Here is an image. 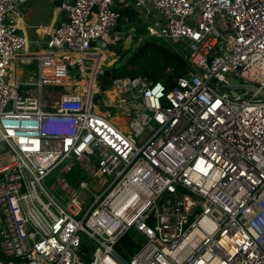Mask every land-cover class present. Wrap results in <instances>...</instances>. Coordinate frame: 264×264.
Segmentation results:
<instances>
[{
  "label": "built area",
  "instance_id": "2783aa9c",
  "mask_svg": "<svg viewBox=\"0 0 264 264\" xmlns=\"http://www.w3.org/2000/svg\"><path fill=\"white\" fill-rule=\"evenodd\" d=\"M25 1L0 0V264H264V0H67L27 56ZM129 9L187 63L172 85L101 89Z\"/></svg>",
  "mask_w": 264,
  "mask_h": 264
},
{
  "label": "crops",
  "instance_id": "0c3cea01",
  "mask_svg": "<svg viewBox=\"0 0 264 264\" xmlns=\"http://www.w3.org/2000/svg\"><path fill=\"white\" fill-rule=\"evenodd\" d=\"M29 1H32V0H26L25 1V3L23 4V7H22V11L25 10V12H27L28 9L31 10V11H36L37 8H39V6L41 5L40 4L41 0H39L37 2V4L29 3ZM53 1H54L53 10H51L50 6H47V10L39 16V22L40 23L38 25H36V26H29L28 23H27L26 17L22 14L21 21H20L21 22V26H22L21 32L23 34H25L27 39H28V45H27V48L25 49V52H24L25 56L31 55L32 53H36V52H39L40 50H43L44 47H45V42H46V40L49 39V37H50L51 33L53 32L54 28L56 26H58L64 20L65 13L62 11L61 7H62V4L65 3L67 0H63L61 5L58 4V0H53ZM127 1L128 2H132L133 0H127ZM127 11H131L130 14L135 15V21L132 22L131 18H130V24H127V23H124V22H120L119 25L120 26L129 25L131 28L132 27L135 28V31H136L137 24L138 23H142V22L139 21L136 18V14H135V12L132 9H129ZM132 11H133V13H132ZM129 17H131V16H129ZM32 29H34L33 32L36 35L34 37V39L32 38ZM135 31H133V32H131V31L130 32H123L121 30V31H118V32L116 31V33H117V36L120 38V42L122 41V39L124 37H127L128 40H129L128 43L130 42V44H131V42L133 41V38L137 39V36L134 34ZM116 46L118 47V44ZM24 55H23V57H24ZM105 61H106L105 62V64H106L105 69L106 68L108 69L116 61V57L115 56L112 57V61L113 62H110L111 64L109 63L108 59L105 60ZM33 64H35V62H33ZM31 66H34V65H26V64H21V63L18 62L17 69H16L17 78L21 80L22 78H25L28 73L31 74L32 71L33 72L36 71L35 70L36 68L35 69H30ZM69 74L70 75L68 76V78H69L68 82L70 83V86L72 84L71 87H73V86L79 87V86L82 85L81 83H79V82H82V81L74 79V72H70ZM70 86L69 87H65L66 89H64L63 87H56V88L47 87V89L49 91H52L53 89L57 90L59 88H63L64 90L57 91L58 94H61V93L67 92V88L71 89Z\"/></svg>",
  "mask_w": 264,
  "mask_h": 264
},
{
  "label": "trees",
  "instance_id": "16d2710c",
  "mask_svg": "<svg viewBox=\"0 0 264 264\" xmlns=\"http://www.w3.org/2000/svg\"><path fill=\"white\" fill-rule=\"evenodd\" d=\"M125 13L131 16L132 22L135 21V15L130 14L131 11ZM131 54L128 64L135 68L131 77L142 75L154 81L164 80L172 85L166 75L167 69H172L174 75H184L188 70L184 58L161 40H154L147 44L142 43ZM125 241L133 245L132 233H127L123 237L121 242Z\"/></svg>",
  "mask_w": 264,
  "mask_h": 264
},
{
  "label": "rangeland",
  "instance_id": "374dc122",
  "mask_svg": "<svg viewBox=\"0 0 264 264\" xmlns=\"http://www.w3.org/2000/svg\"><path fill=\"white\" fill-rule=\"evenodd\" d=\"M38 1L39 0H32V1H29V3L37 4ZM40 4L41 5L39 6V8H37L36 11H31L29 9L27 10V12H25V10L22 11V14L26 17V20H27V23H28L29 26H36V25H38L40 23L39 22V16L47 10V6H50L51 10H53V8H54V1L53 0H41ZM33 31H34V29H32V38L34 39V37L36 35H35V33ZM141 31H143V33H145V34L143 35V33ZM134 34L137 36V39L133 38V41L131 42V44H130V42L128 43L129 40H128L127 37H124L122 39V41L120 43H118V47L117 48H120L122 50L121 59L124 56L128 55V54L130 55V58H131V55H132L131 53L140 44H142V43H145V44L152 43L154 40H157V39H152V38L146 37V25L144 23H138L137 24V29L134 32ZM145 38H147V39H145ZM143 40H144V42H142ZM115 57H116V61L113 63V65L116 62H119L118 57L117 56H115ZM35 68H36L35 66H31L30 67V69H35ZM134 70H135V68L133 66H131L130 64H128V62L125 65L120 66V67H115V65H114V67L111 68L112 78H121V77L131 76L134 73ZM228 79H229V81L231 83H240V82H242L238 77H236L234 75H229ZM59 90H64V89L63 88H59L56 91H59ZM67 90H68V88H67ZM103 99H104V94H101V95H99L97 97V102H98V100H100V102H98L99 107H100L101 110L104 111V107L105 106L103 105ZM109 119L112 120V121H117V116H116V112L115 111H110ZM132 239H133V235H132ZM123 245L127 246V247L131 246L130 243H127L126 241L122 242L120 244V246H119V250L120 251L123 248ZM85 261L88 262L89 259H85Z\"/></svg>",
  "mask_w": 264,
  "mask_h": 264
},
{
  "label": "water",
  "instance_id": "95a60500",
  "mask_svg": "<svg viewBox=\"0 0 264 264\" xmlns=\"http://www.w3.org/2000/svg\"><path fill=\"white\" fill-rule=\"evenodd\" d=\"M69 2H71L72 0H68ZM63 2V0H58V4L61 5ZM123 31V32H133L135 31V28H131L129 25H124V26H116L115 27V31ZM98 45H101L102 47H106L107 45H105V43L103 42H98ZM108 50L110 52V54L113 56H117L118 57V60L119 62H116L114 65L115 67H120V66H123L125 65L129 58H130V55H126L124 56L122 59H121V55H122V50L120 48H117L116 46H112V45H108ZM114 65H112L110 68L108 69H105L104 72L102 74H100L98 77H97V80L98 82L100 83L101 85V89L102 90H105L106 87L108 86L109 82H110V79L112 77V72H111V68L114 67ZM179 77V75H175V76H168V80L169 82H172L174 79H177ZM236 89H244L245 90V94H247L250 90H256V87L255 86H251V85H232L230 87V90L232 92V94L234 96L237 95V92H236ZM262 95H264V91H262Z\"/></svg>",
  "mask_w": 264,
  "mask_h": 264
},
{
  "label": "bare ground",
  "instance_id": "6f19581e",
  "mask_svg": "<svg viewBox=\"0 0 264 264\" xmlns=\"http://www.w3.org/2000/svg\"><path fill=\"white\" fill-rule=\"evenodd\" d=\"M106 57L109 60V62H113L112 61V55L110 54L109 50L106 53ZM87 66L88 67L86 68V74L88 75L90 73L91 69H90V64L89 63H87ZM79 83L83 84V82H79ZM114 96H115V94L112 91L108 92V93H105V95H104L105 98L104 99H105L106 103L109 104L111 102V100H113ZM110 111H111V108H109L108 106L104 107V111L100 109V112H103L106 115H108Z\"/></svg>",
  "mask_w": 264,
  "mask_h": 264
}]
</instances>
